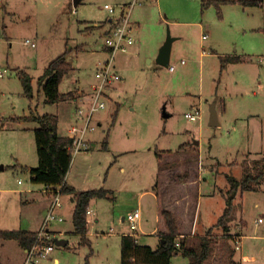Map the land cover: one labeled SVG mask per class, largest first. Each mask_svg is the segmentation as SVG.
I'll list each match as a JSON object with an SVG mask.
<instances>
[{
  "label": "rangeland",
  "instance_id": "obj_1",
  "mask_svg": "<svg viewBox=\"0 0 264 264\" xmlns=\"http://www.w3.org/2000/svg\"><path fill=\"white\" fill-rule=\"evenodd\" d=\"M133 1L82 0L75 6L74 0H0V70L6 71L4 77H0V231L34 230L38 225L32 223L31 215L43 220L48 209L45 187L33 183L28 170L39 164L33 132L39 124L21 118L29 116L31 110L36 115H59V128L64 135L68 133L67 125L76 117L78 103L73 100L65 101L69 102L66 104L45 103L38 78L68 49L67 60L75 70L65 76L60 91L75 93L80 88L90 93L99 83L96 73L110 58L103 50L107 29L104 23L112 18L105 6H113L119 12L124 4ZM223 1H137L130 16L135 44L128 53H118L115 61L114 73L128 78L125 82L115 81L113 89L108 91L110 99L106 108L94 115L96 131L89 136L90 151L74 156L66 178L69 184L75 183L86 190L109 188L117 198L97 199V204L90 205L89 208L99 214V222L96 217L88 216L91 224L87 239L91 242L83 244L72 225L74 204L63 196L66 220L53 223L50 229L62 232V236L56 237L68 244L65 247L55 244L52 255L38 264H54L55 259L59 260L58 264H86L87 259L89 264H121V236L130 232L121 218L138 208L142 219L137 241L142 245L157 242L147 240L142 234L143 229L150 231L156 227L159 217V203L154 198L156 153H176L181 144L191 142L184 151L190 155L196 153L184 160L191 169L177 175L174 167L169 174H164L160 181L164 186L161 185V193L166 190L161 199L168 203L165 206L184 215V211H194L197 193L200 200L196 224L200 232L216 226L223 214L226 193L230 189L227 176L241 179L246 170H254L255 162L262 161L263 156L243 153L264 152V85H260L264 84V68L261 67L264 65L261 61L264 57V2L260 6H243ZM204 2L212 4L204 8ZM168 30L172 37H179L173 42L171 52L170 65L176 67L174 73L169 72V67L161 68L156 63ZM204 34L208 39L203 40ZM28 39L36 46L26 44ZM136 47L140 50L138 73L133 76V59L128 72L123 68L118 70L119 61L130 59ZM211 47L218 54L213 53ZM203 51L208 55L203 57ZM234 54L246 61L222 68L220 56ZM147 58H153L152 68ZM183 60L185 65L181 63ZM18 69L33 78V99L25 96ZM132 79L138 83L134 84ZM254 92H258L257 97ZM198 95L203 97L201 106H197L200 104ZM73 97L75 100V94ZM215 103L223 121L219 128L209 125ZM193 104L202 113V118L196 122L185 117L194 109ZM223 112H227L224 117ZM235 112L243 117V122L236 125L231 122ZM250 113L254 116H247ZM245 116L250 120L246 121ZM107 133L109 149H104L102 142ZM193 136L203 139L201 154L206 157L203 164ZM210 142L221 161L228 160L226 163L210 156ZM210 167L215 169L212 174L207 172ZM195 177L201 181L195 184ZM188 179L193 182L186 187L174 184V181ZM29 186L41 189V193L22 194ZM183 198L190 205L183 203ZM182 225L184 229L190 227V219L183 218ZM167 232L164 225L158 231L162 236ZM213 233L220 243L217 257L222 264L228 262L235 250L239 233L243 237L242 248L235 251L236 258L242 264H264V180L256 191L237 195L231 220L224 228L215 227ZM4 241L7 240L0 238V264H24L25 253L18 242ZM187 263L182 255L173 259V264Z\"/></svg>",
  "mask_w": 264,
  "mask_h": 264
},
{
  "label": "trees",
  "instance_id": "obj_2",
  "mask_svg": "<svg viewBox=\"0 0 264 264\" xmlns=\"http://www.w3.org/2000/svg\"><path fill=\"white\" fill-rule=\"evenodd\" d=\"M219 2V1H218ZM215 1L214 3H218ZM225 3L241 4L243 6H260L264 0H225ZM212 2H204V8ZM219 12L220 5L217 4ZM110 21L104 24L107 26ZM70 50L54 59L38 78V87L45 94L46 104H59L67 100H74L73 92L62 93L60 86L67 74L74 70L73 65L67 60ZM239 59L227 57L222 59L223 63L233 62ZM18 76L22 83L24 94L27 98H34L33 78L24 70L18 69ZM20 120V119H18ZM21 120L37 122L39 126L34 129L39 164L36 168L28 169L31 180L35 184L43 185L45 188L61 187L63 196L70 195L74 198L75 206L72 215L74 233L80 237L81 243H90L87 239L89 226L87 224V210L94 199L106 198L108 191L105 189H92L78 192L74 187L66 183L67 175L71 169L73 156L70 150L72 139L60 133V119L54 114L36 115L33 110L29 116ZM108 136L103 142V148H107ZM184 147V146H183ZM182 147V148H183ZM160 156L159 153H157ZM230 189L226 193V207L219 218L216 226L207 230L202 236H180L175 219L171 212L163 211L162 215L166 221L168 232L161 237L157 249L149 245H142L133 235H123L121 239V264H173L172 259L182 254L188 259V264H207L216 246V238L213 233L215 227L224 228L231 220L234 201L241 192H254L264 180V158L255 162L254 170H246L241 179L227 176ZM37 232L28 230L0 231L3 240L17 241L24 250L29 249L36 241ZM239 236V235H238ZM180 242V247L177 243ZM86 264H89L88 259Z\"/></svg>",
  "mask_w": 264,
  "mask_h": 264
},
{
  "label": "built area",
  "instance_id": "obj_3",
  "mask_svg": "<svg viewBox=\"0 0 264 264\" xmlns=\"http://www.w3.org/2000/svg\"><path fill=\"white\" fill-rule=\"evenodd\" d=\"M138 0H134L130 4H124L120 11L117 12L113 6H105V8L112 14L110 23L107 25V29L104 32L105 42L104 49L107 50L110 58H108L96 73V77L99 80L97 85L92 87L90 93H84L81 96L83 102L76 107L75 119L67 125L68 133L62 134L72 139V145L70 147L73 159L74 156L80 152L90 151V138L89 136L96 131V126L93 125L94 115L106 108V102L110 99L108 91L113 89L115 81L121 80L115 72V61L118 53H128L130 47L134 46L135 40L133 37L134 26L131 23V12L136 6ZM208 35L204 34L202 38L207 39ZM35 47L36 44L29 39L26 40V44H30ZM264 61V59H263ZM185 64L183 60L181 62ZM174 65H169L170 71H175ZM6 71L0 70V77H4ZM185 117L196 122L202 118L201 110L194 108L192 111L185 114ZM99 126L101 124L99 123ZM61 187L58 188H45V192L49 194L50 203L47 209L46 216L39 229L37 239L35 243L25 250L24 264H38L42 259H46L52 255L55 250V241L57 240L55 232L50 229L53 223H62L66 220L63 214L64 202ZM93 209L87 210V216H93ZM142 219V211L140 208L132 210L127 213L124 221L130 228L129 233L123 235H133L137 237ZM261 222V219H260ZM88 226L91 224L87 218ZM63 234L62 232H60ZM243 237L239 235L235 238V250H241ZM177 247H180L178 242Z\"/></svg>",
  "mask_w": 264,
  "mask_h": 264
},
{
  "label": "crops",
  "instance_id": "obj_4",
  "mask_svg": "<svg viewBox=\"0 0 264 264\" xmlns=\"http://www.w3.org/2000/svg\"><path fill=\"white\" fill-rule=\"evenodd\" d=\"M2 8H3V3H2ZM134 26V25H133ZM179 39V37L177 38L176 37V40H178ZM207 39H208V37H207ZM175 40V41H176ZM204 40V39H203ZM206 40V39H205ZM164 45V44H163ZM211 49L213 50V53H215V54H218V52H217V50H215L213 47H211ZM84 49H82L81 51H83ZM103 50H105V51H107L106 49H104L103 48ZM160 52V51H159ZM202 54V56L203 57H205V56H207L208 54L205 52V51H203V53H201ZM214 54V55H215ZM134 55V56H133ZM159 55V54H158ZM171 57H172V54H171ZM227 57H233V58H235V59H239V60H236V61H233V62H226V63H223L222 62V59H224V58H227ZM139 58H140V50H139V47H136L134 50H133V54H132V57H130V59H128V60H126L125 62H123V63H120V61H119V69L118 70H121L122 68L125 70V71H129V68H130V61L133 59V62H132V65H134L133 66V76L136 74V73H138V70H137V66H139L140 65V61H138L139 60ZM158 58V57H157ZM220 59H221V63H223V65H222V68H225L227 65H229V64H239V63H243V62H245L246 61V59H243V58H241V56H238V55H236V54H234V55H226V56H220ZM263 59H264V57L261 59V61H263ZM147 60H148V64L150 65L149 67L150 68H152L151 66H153V64H154V60H153V58H147ZM171 61V60H170ZM264 62V61H263ZM156 63H157V65L159 66V67H161V68H163L162 67V65H160L158 62H157V59H156ZM122 64H124V65H122ZM186 64V63H185ZM184 64V65H185ZM102 66V65H101ZM115 67H116V65H115ZM261 67L262 68H264V65H261ZM165 68V67H164ZM75 70V69H74ZM73 70V71H74ZM156 70H159L158 68L156 69ZM72 71V72H73ZM26 72V71H25ZM117 72H119V71H117ZM169 72H176V71H170L169 70ZM120 73V72H119ZM122 73H124V72H122ZM132 76V77H133ZM128 77H126L125 78V76H123V77H121V80H124V82L126 81V79H127ZM131 82H133L134 84H137L138 82H137V80H131ZM258 84H260V83H258ZM261 86H263L264 84L262 83V84H260ZM115 87V86H114ZM77 91L74 93L75 94V100H73L72 102L73 103H78L77 105H79L80 103H82L83 102V100L81 99V96L83 95V93H85V91H82L80 88H78V89H76ZM70 92H72V91H70ZM190 93L191 92H187V94L188 95H190ZM191 95H192V93H191ZM196 95V94H195ZM254 95H255V97H257L258 96V92H254ZM198 97H199V103L200 104H198L197 106H201L202 105V103H201V100H202V95H198ZM62 103H69V102H62ZM62 103H59V104H62ZM71 103V102H70ZM191 107L193 108H195L196 107V105L195 104H193V105H191ZM212 107L214 108V110H215V112H216V114H217V121H218V125L217 126H213V127H215V128H219V127H221L222 126V124H223V121H222V117H221V114H220V112H219V110H218V107H217V103H215V104H213L212 105ZM199 108V107H198ZM226 110V103H224V108H223V111H225ZM224 113H227V112H223V117H224ZM116 116H117V112L114 114V121L113 122H115V120H116ZM247 116H251V117H253L254 115L253 114H249V115H247ZM247 116H245V119H246V121H249L250 119H248V117ZM58 117H60L59 115H58ZM169 117V116H168ZM256 117L258 118L259 117V113L256 115ZM60 119V118H59ZM66 119H68V118H66ZM65 119V120H66ZM243 117H238V113L237 112H235L234 113V116H233V118H232V120H231V122L232 123H234L235 125L236 124H238V123H240V122H243ZM210 121H211V116H210V119H209V125H210ZM35 123H37V122H35ZM211 126V125H210ZM38 126H36L35 128H37ZM35 128H33V132H34V129ZM60 129V128H59ZM108 132V131H107ZM60 133H61V130H60ZM109 133V132H108ZM108 133H107V135H106V137L105 138H107V136H108ZM105 138H104V140H105ZM193 138V142H194V144L195 145H197V147L199 148V159H201V148H202V145H203V139H196V137L195 136H193L192 137ZM104 140H103V142H104ZM102 142V143H103ZM189 143H191V142H189V141H187V142H185V143H183V144H181L180 145V147H179V151L178 152H171V153H168L167 154V152H164V154H163V152H161V154H160V156H158L157 155V153H156V155H157V159H158V162H157V167H156V173H154V176L156 177V185H157V192H156V194L154 193V198L156 199V201L159 203H157L158 204V207H159V209H160V211H159V217H158V219H157V226L156 227H154V228H152V229H150V231H145V229H143L142 230V234L144 235V236H146L147 237V240H149V241H155V240H157V242H154L153 243V245L152 244H150V243H148V244H144V245H149V246H151L153 249H157V247H158V245H159V243L161 242V238H160V236H162V234L161 233H158V231H159V229H161V228H163V225H164V227L166 228L167 227V225H166V221H165V219H163L164 217H163V215H162V213H163V211H165V210H170L172 213V216H173V218L175 219V222H176V226H177V228H178V231H179V234H180V236L182 237H184V236H202V235H205V233L207 232V230L205 229V230H203V232H200V229H199V225L198 224H196V219H197V214H198V211H196V209H197V207H198V204H199V200H200V198H198V194L196 193V195L195 196H197V201H196V206H195V209H194V211H184L183 213H184V215H182L181 214V212L179 211V210H175V209H173V208H170V207H168V206H165V205H167L168 203H166V202H164V201H162V197L165 195V190L166 189H164V191H162V193H161V190L163 189V184H161V182L160 181H162L163 180V177L165 176V175H167V174H169L170 173V170H171V168H174V167H176V170H175V172H176V174L178 175V174H180V172H182V171H186V170H189V169H191V167L190 166H188V163H186V161L184 162V160L188 157V156H191V155H196V153L194 154V153H192L191 155L190 154H188L187 152H184L185 150H186V148H187V146L189 145ZM210 145H209V147H208V153L210 154V156H213L214 157V159H218L220 162H224V161H221V158H220V156H219V153L217 152V149H213V144L210 142L209 143ZM184 146V147H183ZM183 147V148H182ZM106 149H109V137H108V143H107V148ZM243 154H248L249 156H263L264 157V152L263 151H259L258 153H253V152H251V151H248V152H246V153H243ZM203 156V155H202ZM233 157V156H232ZM204 159H206V157H204L203 156V158L201 159V163L203 164V161H204ZM74 160V159H73ZM228 161V160H227ZM226 161V162H227ZM226 162H224V163H226ZM73 163V162H72ZM23 166V165H22ZM122 171H124V169L122 168L121 169ZM201 170H203V167L201 168ZM208 170V169H207ZM163 171V172H162ZM215 171V169L213 168V167H210V169L207 171L208 172V174H212L213 172ZM174 172V171H173ZM165 174V175H164ZM157 175H158V181H157ZM194 179V181H195V184L196 183H198V182H200L201 181V178H199V179H197L196 177L195 178H193ZM193 179H188L187 181H179V182H176V181H174L175 183V186H178V187H180V188H183V187H186L187 186V184H189V183H192L193 182ZM227 179V178H226ZM155 180V179H154ZM227 182H228V184H229V181L227 180ZM66 183L68 184V185H70V186H72V187H74L78 192H82V191H87L85 188H82V187H77V185L75 184V183H72V185L71 184H69L68 183V181L66 180ZM19 184H21L20 182H19ZM161 185L163 186V187H161ZM201 186V185H200ZM229 186V188H230V185H228ZM167 187V186H166ZM104 189V188H103ZM106 191H108V194H107V197L106 198H102V200L103 199H116L117 197L113 194V190H111V189H109V188H107V189H105ZM229 190V189H228ZM147 192V191H146ZM146 192H145V194H146ZM21 193L22 194H26V196H27V194H34V193H41V189H36L35 187H33V186H29V188H27V189H25V190H22L21 191ZM46 193V198H47V201H48V206H49V203H50V198H49V195L47 194V192H45ZM200 194H201V188H200ZM67 197H69V199L71 200V202L74 204V206H75V201H74V198L72 197V196H70V195H66ZM65 196V197H66ZM201 196V198L203 197L202 196V194L200 195ZM25 198H27V197H25ZM224 198H225V194H224ZM26 200V199H25ZM35 200H38V198H36ZM96 200L97 199H94L93 201H92V205H95V204H97L96 203ZM187 199H185V198H183V203H185V202H187L189 205H190V202H188V201H186ZM191 200H193V199H191ZM26 203H28L27 202V200L25 201ZM73 206V207H74ZM175 206V205H174ZM165 207V208H164ZM225 209V208H224ZM188 210V209H187ZM73 211H74V208H73ZM94 211V215H93V217L96 219V222H99V214L95 211V210H93ZM189 212H191V213H189ZM64 214V213H63ZM188 218V219H190V227H187V229H184V228H186V227H183V225H182V223H183V218ZM31 218H32V223H34L35 225L37 224L38 226H37V228L36 229H34V230H28V231H32V232H38L39 231V229L41 228V224H42V222H43V220H37L36 218H35V215L33 214V216L31 215ZM124 218L125 217H122L121 218V221H123L124 223H126V221H124ZM244 222V221H243ZM245 223V222H244ZM202 227H205V226H202ZM214 227V226H213ZM246 227V223L244 224V227L242 228V229H244ZM212 228V227H211ZM167 229H168V227H167ZM210 229V228H209ZM23 230V229H22ZM53 232H56V231H53ZM62 236V234L60 233V232H56V236ZM164 235V234H163ZM239 235H240V233H239ZM89 236H90V234H89ZM89 236H87V237H89ZM139 237H138V235H137V239H138ZM89 239V238H88ZM121 239H122V236H121ZM58 240V239H57ZM89 241L91 242V240L89 239ZM4 242H7V241H4ZM17 242V241H16ZM138 242L140 243V241L138 240ZM155 243H157V244H155ZM3 244H5V243H3ZM17 245H18V247H20V245H19V243H16ZM67 244H68V241H67ZM156 246H155V245ZM219 244L220 243H217L216 242V247H215V249H214V251H213V254H212V256H211V260L208 262V264H222L221 262H220V260H219V257H217V252H218V248H219ZM10 246H12V245H10ZM22 250H23V253H25V250L22 248ZM233 250V249H232ZM235 251L236 250H233L232 251V253H231V255H230V257H229V259H228V262L226 261V263L225 264H242V261L240 260H238L237 258H236V256H235ZM179 255H182V254H178V255H176V256H179ZM176 256H174L173 257V259L176 257ZM183 256V255H182ZM184 257V256H183ZM185 258V257H184ZM173 259H172V262H173ZM187 259V258H186ZM188 260V259H187ZM59 263V260L58 259H55V261H54V264H58ZM188 264V263H187Z\"/></svg>",
  "mask_w": 264,
  "mask_h": 264
},
{
  "label": "water",
  "instance_id": "obj_5",
  "mask_svg": "<svg viewBox=\"0 0 264 264\" xmlns=\"http://www.w3.org/2000/svg\"><path fill=\"white\" fill-rule=\"evenodd\" d=\"M82 0H74V5L78 6L79 3ZM176 40L175 37L171 36L170 31L168 30V35H167V40L164 43V45L161 47L158 58H157V62L164 66V67H169L170 65V60H171V52H172V46H173V42ZM165 117H168L167 114H165ZM210 125L213 126H217L218 125V121H217V114L214 110V108H211V121H210ZM55 243L58 246H63L65 247L67 245V241L65 240H56Z\"/></svg>",
  "mask_w": 264,
  "mask_h": 264
}]
</instances>
